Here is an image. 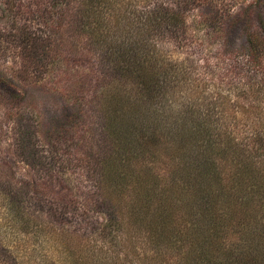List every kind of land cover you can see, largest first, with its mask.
<instances>
[{
	"label": "trees",
	"instance_id": "1",
	"mask_svg": "<svg viewBox=\"0 0 264 264\" xmlns=\"http://www.w3.org/2000/svg\"><path fill=\"white\" fill-rule=\"evenodd\" d=\"M212 2L2 0L0 44L15 48L22 75L48 73L72 49L81 60L88 52L98 55L103 70L87 109L97 113L105 137L96 178L97 208L106 218L101 232L125 228L129 251L136 249L133 238L144 236L156 257L183 250L179 264H264V0L252 4L257 17L241 47L244 74L230 63L228 77L218 78L195 60L179 63L162 53V43L176 48L191 41L188 12L211 9ZM233 27L229 19L218 36L225 41ZM216 82L253 100L252 110H241L232 123L213 118L215 106L202 111L199 84L206 90ZM79 83L73 119L87 111ZM0 84L6 86L2 79ZM188 84L190 95L179 101L176 94ZM7 94L0 91V107L15 124L22 160L44 165L38 132L16 110L18 95ZM8 176L0 175V264H22L28 256L22 251H29L23 236L34 237L41 222L28 200V181ZM84 256L73 264H122L110 249L90 261Z\"/></svg>",
	"mask_w": 264,
	"mask_h": 264
},
{
	"label": "rangeland",
	"instance_id": "2",
	"mask_svg": "<svg viewBox=\"0 0 264 264\" xmlns=\"http://www.w3.org/2000/svg\"><path fill=\"white\" fill-rule=\"evenodd\" d=\"M155 1L162 0H145L148 5ZM252 4L254 0H213L211 9L206 6L207 9L189 11L187 34L191 41L176 48H172L169 43H162L165 44L162 45L165 47L162 53L166 52L171 60L179 63L195 60L197 67L211 75L214 71L215 75L219 74L218 78L228 77L230 63L236 65L237 73L244 74L241 67L247 56L242 54L244 51L241 47L246 43L245 32L254 27L257 17L256 8ZM2 8L0 0V14ZM211 18H216L214 24H211ZM229 19L234 26L233 32L223 41L217 31ZM2 27L0 20V30ZM232 47L237 50L233 55L227 51ZM14 51V47L0 44V79L6 83L4 87L0 84V91L8 93V97L18 95L16 110L24 112L27 120L33 123L32 128L39 133L37 141L47 161L44 165L33 167L22 160L18 152L15 124L3 115L5 106L0 107V175L2 179L12 175L28 181V200L38 211L41 222L34 227V231H37L34 237L33 234L30 237L23 236L21 242L28 245L29 251H22L28 254L22 259V264H73L74 260H81L83 255L84 259L88 257L90 261L89 257L101 249H110V253L118 252L122 264H159V260L162 264H179L183 250L177 249L156 257L148 244L145 245L142 233L141 239L133 238L136 239L135 251H129L130 242L125 228L120 226V230L112 232L113 235L101 232L106 218L97 208L96 178L97 158L100 149L105 148V137L103 139L100 134L101 125L97 113L87 109L91 94H94V85L97 84L95 81L101 77L103 70L98 55L87 51L88 56L81 60L72 49L48 73H31L27 76L19 73L20 63H16L18 60L13 57ZM79 81L88 96L83 99L87 111L80 112L73 119L78 111L76 107L79 96L75 87H80ZM193 84L192 87L195 86ZM212 84L215 86H209L206 90H203V84H199L198 89L203 91L199 95L202 111L209 112L215 106L213 118H228L229 123H232L236 114L242 115L241 110H252L253 100L244 101L233 90H227L228 84ZM190 92L188 84L176 97L184 101ZM261 106L264 105L261 103ZM257 110L263 109L259 107ZM52 154L56 155L53 165L49 162ZM127 198L129 200L130 196ZM32 241L34 252L30 250Z\"/></svg>",
	"mask_w": 264,
	"mask_h": 264
}]
</instances>
